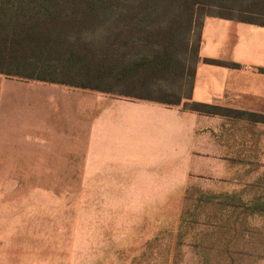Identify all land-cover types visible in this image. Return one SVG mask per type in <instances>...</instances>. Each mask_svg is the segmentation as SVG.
I'll return each instance as SVG.
<instances>
[{
  "label": "rangeland",
  "instance_id": "obj_1",
  "mask_svg": "<svg viewBox=\"0 0 264 264\" xmlns=\"http://www.w3.org/2000/svg\"><path fill=\"white\" fill-rule=\"evenodd\" d=\"M31 82L0 74V84H6L2 121L28 108L19 103L18 91L27 90ZM217 105L236 108L237 104ZM243 107L237 109L255 111ZM219 117L211 137L204 136L209 131L199 134L204 150L192 158L187 142L180 152H156L164 159H155L146 168L127 169L122 176L109 178L90 170L93 178L87 184H81L87 170L80 168H20L13 166L21 163L0 160V194L9 193L10 203H32L38 198L34 195L53 191L65 193L68 202L65 214L9 211L10 241L20 244L9 249L12 260L23 264H37L43 258L42 264H264V210L252 214L248 207L264 202V124ZM0 139L6 150L18 148ZM214 141L218 150L209 152ZM49 177L72 178L74 184H39ZM231 199H242L246 205L231 206ZM18 213L23 216L16 217ZM185 213L191 225L181 239Z\"/></svg>",
  "mask_w": 264,
  "mask_h": 264
},
{
  "label": "crops",
  "instance_id": "obj_2",
  "mask_svg": "<svg viewBox=\"0 0 264 264\" xmlns=\"http://www.w3.org/2000/svg\"><path fill=\"white\" fill-rule=\"evenodd\" d=\"M200 56L194 101L237 104L236 109L249 105L247 108L264 113V72L260 71L264 68V27L209 16L205 20ZM206 58L239 67L210 64L205 62ZM31 83L27 90L18 91L19 103L25 102L28 108H20L18 116L4 121L1 110L6 101V84H0V138L4 137L5 145L18 147L6 150L0 139V160L21 163L13 166L20 168L87 170L81 184L93 178L90 170L109 178L122 176L127 169L146 168L155 159H164L163 155L156 157V152H180L187 142L192 158L194 153L204 150L199 134L209 131L204 136L211 137L220 119L218 115L187 111L183 105L169 107L59 84ZM217 150L215 141L209 144V152ZM39 184L69 185L74 184V179L49 177ZM35 197L38 198L34 202L28 199L32 203L15 204L10 203L9 193L0 194V264H23L9 255V249L20 245L10 241L11 209L48 216L52 211L65 214L68 207L63 192L40 193ZM43 262L44 258L37 264Z\"/></svg>",
  "mask_w": 264,
  "mask_h": 264
},
{
  "label": "trees",
  "instance_id": "obj_3",
  "mask_svg": "<svg viewBox=\"0 0 264 264\" xmlns=\"http://www.w3.org/2000/svg\"><path fill=\"white\" fill-rule=\"evenodd\" d=\"M209 16L264 27V0H0V74L264 124V113L193 100Z\"/></svg>",
  "mask_w": 264,
  "mask_h": 264
}]
</instances>
